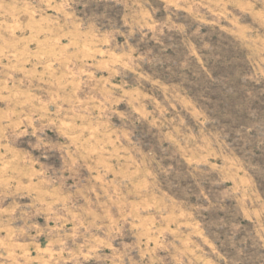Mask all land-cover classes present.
I'll use <instances>...</instances> for the list:
<instances>
[{
	"label": "rangeland",
	"instance_id": "rangeland-1",
	"mask_svg": "<svg viewBox=\"0 0 264 264\" xmlns=\"http://www.w3.org/2000/svg\"><path fill=\"white\" fill-rule=\"evenodd\" d=\"M0 264H264V0H0Z\"/></svg>",
	"mask_w": 264,
	"mask_h": 264
}]
</instances>
